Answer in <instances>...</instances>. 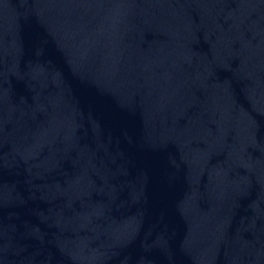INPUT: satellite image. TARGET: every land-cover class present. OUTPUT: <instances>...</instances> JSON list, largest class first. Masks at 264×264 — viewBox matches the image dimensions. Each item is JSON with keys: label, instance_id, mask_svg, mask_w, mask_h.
Masks as SVG:
<instances>
[{"label": "water", "instance_id": "water-1", "mask_svg": "<svg viewBox=\"0 0 264 264\" xmlns=\"http://www.w3.org/2000/svg\"><path fill=\"white\" fill-rule=\"evenodd\" d=\"M0 259L264 264V0H0Z\"/></svg>", "mask_w": 264, "mask_h": 264}]
</instances>
